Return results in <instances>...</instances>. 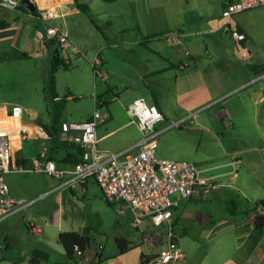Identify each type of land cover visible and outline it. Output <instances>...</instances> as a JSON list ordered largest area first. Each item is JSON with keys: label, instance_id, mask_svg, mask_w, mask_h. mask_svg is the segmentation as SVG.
Segmentation results:
<instances>
[{"label": "rangeland", "instance_id": "rangeland-1", "mask_svg": "<svg viewBox=\"0 0 264 264\" xmlns=\"http://www.w3.org/2000/svg\"><path fill=\"white\" fill-rule=\"evenodd\" d=\"M156 1H159V13L154 28L166 35L171 34L173 39L179 38L191 50L198 63L204 62L201 64L204 78L191 84L192 97L189 102L200 99L205 103L192 114L196 113L194 115L210 123L213 119L211 112H223L227 117L219 114L216 118L228 125L215 136L212 132L189 128L186 124L190 121L189 115H183L173 126L162 130L159 127L164 126V121L157 122L156 155L177 158L179 154H189L187 160L199 163L200 161L192 157L197 149L200 157L213 162L240 159L236 171L226 175L221 186L205 194L203 199L197 200L196 210L185 211L184 206L178 208L180 214L176 229L186 261L176 264H242V260L258 241L260 231L253 222L248 221V214H230L226 206L231 198L236 200L239 207L246 205L245 200L248 203L264 200V100L259 99L260 95H264V87L261 88L262 82L248 85L250 74L247 73L246 62L251 57L241 55V49L227 37L226 25L213 31L201 30L222 20V0ZM128 4L126 0H93L91 9L81 12L79 34L76 37L78 40H75L84 57L80 55L81 59L74 61L67 69L60 67L55 74L56 91L60 100H64L61 109L58 108V100H54L46 90L48 51L46 47L40 49L31 31V24L24 22V26L8 47L7 40L4 43L0 39V43H4V47H0V103L20 104L23 107L24 121L37 123L41 119L47 120L50 114H59L73 121L81 120L94 107L92 93H99L105 84L96 77L95 88L93 70L88 61L99 44L108 43L100 49L107 69L120 72L125 63L129 67H135L134 51L130 52L129 47L142 46L128 41V50H125L126 45L121 40L140 36L136 23H141V17L130 12ZM165 7L172 12L165 10ZM232 21L243 26L252 42L264 39V4L234 13ZM192 30L199 31L191 32ZM98 40L100 42L96 43ZM23 50L27 55L22 54ZM83 62L88 65V70ZM78 63L82 66L76 69ZM107 82L111 85L113 81L109 77ZM119 87L124 88L123 85ZM253 87L256 88L254 92ZM133 89L135 88L131 86L126 93ZM68 93L71 98L65 97ZM171 106L178 111L175 102H171ZM128 129L114 134L112 138ZM226 168L221 167L218 170ZM7 173L12 175L9 180L14 183L23 177L32 178L27 173ZM7 173L4 177L8 183ZM40 175L51 177L46 173H38L36 176ZM29 201L28 212L22 210L15 214L8 220L9 224H6L9 227L0 225V243L17 240L16 247L21 249L36 246L46 248L47 257L42 258L40 264H142L141 253L150 254L161 244L160 240L152 243L148 235L155 234L158 237L163 233V226L153 225L149 220L134 222L124 203L120 209L110 204L101 189L91 183L87 192H65L60 230H87L98 245L99 256L90 263L80 255L70 259L66 253L60 254L54 249L56 243H61L57 240V227L47 226L37 218L45 213L49 215L47 211L56 208L55 194L45 198L34 197ZM203 216L207 217V224L196 223L191 227L188 225L187 217H200V220L203 219L201 221H205ZM31 218L41 227V231L31 233L27 229L26 223ZM5 233L9 235L4 237ZM116 237L128 240L124 249H120ZM10 254L8 252L6 256L9 257ZM29 261L30 257L24 255L16 263L10 259L0 260V264H28Z\"/></svg>", "mask_w": 264, "mask_h": 264}, {"label": "crops", "instance_id": "crops-1", "mask_svg": "<svg viewBox=\"0 0 264 264\" xmlns=\"http://www.w3.org/2000/svg\"><path fill=\"white\" fill-rule=\"evenodd\" d=\"M33 1L34 4H36L35 6L37 9L36 13H32L31 10L28 9L27 7L26 10L21 9L19 7V5L21 4L20 0H19L20 3L16 8H6L0 6V22L4 23V25L0 27V39H2L3 42L7 40L6 47H8L12 43V39L16 37L18 31L21 30L22 26H24V22H29L31 24V31L34 33L35 35L34 38L39 43L40 49L42 47L47 48L48 54L46 56L48 57V61H49L51 47L47 46L46 41L43 40L45 35V25L47 24V22H49L55 25L66 27L69 32L70 44L62 45L63 46L62 55L64 57V61L68 63L69 66H71L74 64V61L76 62L79 59H81L80 55L84 57V54L81 53L80 50H78V45L76 43V40H78L76 39V37L78 38V34H79L78 24H80L79 21H81L80 14L82 11L76 7L75 1L74 0H33ZM78 1L88 3L89 10L91 9V4L93 0H84V1L78 0ZM126 2H129L127 6L128 10L136 14L138 17H141L139 18L141 19V23L140 24L139 22L136 23V25L139 28L140 36L131 40L125 38L122 39L121 41L126 45V47H124L125 50H128L126 49L128 46L127 45L128 41H132L133 43L140 45L142 47H138V48L129 47L130 52L134 51L133 53L135 56L133 58L135 60L134 63H136L135 67L132 66L129 67L128 63H125L122 65L120 72L119 70L117 71L116 69L112 70L110 68L108 69L106 68L104 56L100 55V49L102 48L103 44H99V46H97L96 48L97 51L93 54V55H95L96 53L99 54V56L102 59V65L106 72V77L104 79L98 77L100 78V81L105 83L103 88L99 91V93L96 92L92 93L94 99L93 104L95 103V99H96V101H99V103L105 105L107 110L106 113L104 114L102 121H100L96 126V135L98 138L97 146L100 148H108L113 151H122L128 147H132L138 142L140 137V131L134 123L130 122V117L125 110V106L133 98L139 95L144 96L149 103H154L161 110L163 119L160 121H164L165 123L164 126L159 127V129L161 130L173 126L174 123L178 122L183 115L186 116L189 115L190 121L186 123L187 126L191 129L200 132L201 131L212 132L213 135L216 136V133L218 131H221L222 129H226L228 125H225V123H223L221 120L219 122L218 118H216L219 114H222L227 117L226 113L215 112L213 114V112H211L213 119L211 120L210 123H207L204 121L203 118L194 115L196 113L192 114L194 110L198 109L205 103V101H201L200 99H195L189 102V100L192 97L190 90L191 84L198 81V79L201 80L202 78H204V74H203L204 71L201 70V64L202 63L204 64V62L198 63L195 60L194 56L192 55L191 50L186 46V44L180 42L179 38L173 39L174 37L171 34L166 35L165 32H161V31L159 32L157 28H154L158 20L157 15L159 11L157 10L158 9L157 4L159 5V1L126 0ZM45 6L47 7L54 6V8L59 9V11L55 15L49 17L47 20L43 19L40 15V11L38 10V7H45ZM222 6H223V0L220 3V10ZM165 10L168 11L166 7ZM168 12H172V10L169 9ZM221 21L215 25L203 28L201 30H212V31L216 30L224 26L221 24ZM234 23H236L245 32L246 37L240 41H235L232 38H230L226 27L225 30L227 37L230 40H232V42H234L237 48L241 49L242 51L241 55L243 57H248V56L251 57V59L246 62L247 73L250 74L249 78L247 79L248 85H254L255 82L258 83L262 82L261 83V88H262L264 87V39H261L257 42H252L251 39H249V36H247L248 32L245 31L243 26L241 24H238V22H234ZM196 31L199 30H192L191 32H196ZM90 35L98 36L93 34ZM99 42L100 41L98 40L96 43ZM4 43H0V47H4ZM111 43H116V42H111ZM106 45H108V43L107 44L104 43L103 46ZM23 52L26 51L23 50ZM83 64L87 66V70H88L89 69L88 65H86L85 62H83ZM81 66L82 64L78 63L76 64L75 67L76 69H78ZM63 69H67V67ZM47 73H48V66H47ZM115 76H117L118 78H115ZM109 77L110 80L113 81L111 85L107 82ZM96 79L97 78L94 76L95 88L97 87ZM72 85L75 86L74 83ZM119 85H123L124 88L121 89ZM133 85H137V86L134 87ZM131 86L135 89H133L130 93L129 92L126 93L131 88ZM55 87H56V79H55ZM111 87H116V88L111 89ZM252 90L254 92L256 91V88L253 87ZM123 93L124 95H122ZM98 95L101 96L97 97ZM65 97L71 98V94L68 93ZM59 99L60 97L57 93V96L54 97V100H59ZM182 99L185 100L182 101ZM259 99L264 100V95H260ZM171 102H175L178 111L173 110L171 106ZM1 104H7V103H0V105ZM91 112L85 114L81 118V120L89 118ZM53 116H54L53 114H50L47 120L41 119L37 123L33 121L23 120L24 122H27L29 129L31 131H34L35 135H32L24 139L25 142L23 140L22 143L19 144L20 147L14 153L15 158L16 157L25 158L26 159L25 161H27L30 156L37 154L43 146H47L48 135L46 131L42 128L41 123L51 122L53 120ZM60 119L62 121L63 120L73 121V120H69L67 117L64 116H60ZM127 128H129L127 132L125 131L124 133H119L118 135L114 136V138H112L114 134L122 130H125ZM181 129L183 128H180V130ZM37 131L38 134L36 133ZM71 141L72 140L70 133L60 131L59 141L54 149L55 156L59 157L66 150H68L69 147L66 145H68ZM197 145L199 147V141L197 142ZM135 148L136 147H133V149ZM195 151L196 152L193 153L194 156L192 157H194L193 159H195L196 161H200V162L199 163H196L195 161L192 162L202 169L203 174L214 175L215 179L219 181L221 185L223 184V178H225L226 175L232 174L233 172L236 171V170L233 172L231 171L232 169L229 164L230 160L213 162L211 160H208V158L206 159L200 157L198 153L199 151L197 149H195ZM187 155L189 154H179L177 158L176 157L174 158H176L175 160L178 161L182 159H188L186 158L189 157ZM167 158H171V157H167ZM55 163L58 166L68 165V164L59 163L57 161H55ZM221 167H227V168L218 170ZM11 172H19L26 174V172H21V171H11ZM38 173H44V172L27 173L30 174L32 178L23 177L20 179L19 182L16 183L9 180V178H11L12 175L7 173L6 177L8 176V180H9L8 182L9 191L12 195L23 197L27 200L33 199L34 197H38V196L40 197L43 194H44V196H42L43 198L50 196L51 194H55L56 204H57L56 208L47 211L49 215L45 213V215H38L37 218L44 221L45 225L47 226L49 225H52L54 227L56 226L57 234H58L61 231L60 226L62 224L63 200H64L65 192L66 191L74 192L76 190L87 192L89 185L91 183H94L97 186L98 184L92 177H88L81 183L72 184L70 186H60L61 180L59 178L53 177L51 175H50L51 177H46L43 175L36 176ZM14 185L17 186L15 187ZM210 191L201 192L196 196L181 199V201L174 207L173 223L177 237H178V231L176 229V222L180 214L178 212V208L180 206H184L185 211L196 210L197 200L199 201L203 199V196ZM54 201L55 200H53V202ZM240 201L243 202L242 199H240ZM225 204L227 205V201ZM124 206L129 213L128 207L126 205ZM245 206L242 205V207L241 206L239 207V205L235 203L233 204V206H231L232 207L231 211H233V213L229 210L228 211L230 214L243 216L246 214L242 213L241 210L245 209ZM27 208L28 207H25L8 215L6 218L0 221V225L2 226L4 224L5 225L9 224L10 221L8 222V220L10 218H12L15 214H17L22 210H26V212H28ZM239 208L241 210H238ZM226 209H228L227 206ZM255 213L256 211H251L248 213L249 222L254 223ZM211 217L212 216H210V219ZM203 218L205 221H201L203 219L200 220V217L194 219L193 217H187L188 225L191 227L196 223L201 225L207 224L206 222L207 217L203 216ZM26 224H27L26 225L27 229L31 233L33 232L36 233L42 230L41 227L36 224L33 218L29 219L28 223ZM257 229L260 231L258 241L253 245L250 252L242 260V264H264V243L262 240V228L257 227ZM8 235H9L8 233H5L4 237H7ZM148 238L154 244L158 240L155 234L153 235L149 234ZM90 242L95 243L97 248L96 253L93 255L92 258L93 260L96 257L97 252L99 251H98L97 243L95 241H90ZM16 246H17V240H14L12 243L7 242L6 240L3 241V243H0V251L3 250L0 252L1 253L0 260L11 259L16 263L18 259H22L24 255L31 257L34 252H37L38 257L41 260L42 258L45 259L48 254L46 248L42 249L36 246L30 249H21L20 247H16ZM50 247L53 248L51 245ZM54 249L57 250L60 254H65V250L61 243L59 244L56 243ZM8 252L11 253L9 257L6 256ZM78 255L82 256V254H78ZM185 261L186 260H184L183 262ZM57 264H63V262H57Z\"/></svg>", "mask_w": 264, "mask_h": 264}, {"label": "built area", "instance_id": "built-area-1", "mask_svg": "<svg viewBox=\"0 0 264 264\" xmlns=\"http://www.w3.org/2000/svg\"><path fill=\"white\" fill-rule=\"evenodd\" d=\"M33 1V0H32ZM34 2V1H33ZM19 0H0V6L16 8ZM264 4V0H223L221 8L222 25H226L230 38L240 41L245 32L234 22V13ZM36 6V4H35ZM43 19L55 15L51 7H38ZM55 39L62 45L70 44L66 27L47 22L45 41ZM95 77L105 78L106 72L98 53L89 60ZM125 110L140 131L138 142L122 151H113L97 146L96 126L102 121L106 107L99 101L94 103L89 118L60 123L61 130L71 134V140L81 148L80 157L72 164L58 166L47 158V146L28 158L16 161L15 151L22 141L32 135L27 122L22 119L23 107L18 103L0 105V221L8 215L27 207L31 202L14 196L4 174L10 171L26 173L44 172L59 178L60 186L81 183L92 177L106 200L120 209L124 203L134 222L149 220L156 226H163V233L157 239L161 244L155 254L142 264H176L185 260L176 232L173 230V209L180 199L210 191L221 185L214 175H205L202 169L187 159L175 160L157 156L156 123L163 119L161 110L149 103L144 96L133 98ZM38 134V131L36 132ZM133 147H136L133 149ZM240 159H230L231 171L237 169ZM44 196L41 195L40 197ZM255 215L264 217V206H258ZM264 243V223L262 227ZM80 254V250L76 248Z\"/></svg>", "mask_w": 264, "mask_h": 264}, {"label": "trees", "instance_id": "trees-1", "mask_svg": "<svg viewBox=\"0 0 264 264\" xmlns=\"http://www.w3.org/2000/svg\"><path fill=\"white\" fill-rule=\"evenodd\" d=\"M76 7L81 10V11H86L88 12L89 10V5L86 2H80L78 0H74ZM19 7L21 9L26 10L27 8L20 4ZM32 13H36L37 9L36 7L31 10ZM4 23L0 22V27L3 26ZM46 45L51 47L50 51V58H49V64H48V73H47V82H46V90L49 94H51L53 97L57 96L56 92V87H55V72L60 68H66L69 66L68 63L64 61V57L62 55L63 51V46L60 44L58 41L55 39H49L46 41ZM23 55H27L26 52L22 53ZM101 95H98L97 97H100ZM63 99L58 100V108L61 109L63 106ZM107 102V101H105ZM61 119L59 114H54L53 120L51 122H42L41 126L42 128L46 131L48 137H47V151L46 155L47 158H51L54 161H57L62 164H72L76 160L79 159L80 153H81V148L74 144L73 141H71L68 145L69 149L66 150L61 156L56 157L54 154V149L59 141V132L62 131L60 127ZM65 145V144H63ZM25 158H20L16 157V161H25ZM246 206L245 209H242L241 212L244 214H248L251 211H256L257 207L259 204H264V200L261 199L259 201L253 202V203H248L247 200H245ZM110 203V202H109ZM236 203L235 199H231L229 204H228V210L231 211L233 204ZM111 204V203H110ZM233 213V211H231ZM240 212V213H241ZM255 226L262 228L263 223H264V217L255 215ZM173 230L175 231L174 228V223L172 225ZM58 240L61 242L65 253L68 258H74L78 254L76 253V248L80 250V254L83 253L85 248L89 245L90 241H95L94 238H92L87 230H64L60 231L58 233ZM116 241L118 242V245L120 249H124L127 244L128 240L123 238V237H116ZM155 252H152L150 254H146L144 252L141 253V263L144 261H148L151 257H153ZM96 256H99V252H97ZM40 259L38 257L37 252H34L33 255L30 257V261L28 264H40ZM93 261V260H92ZM91 261V262H92Z\"/></svg>", "mask_w": 264, "mask_h": 264}, {"label": "water", "instance_id": "water-1", "mask_svg": "<svg viewBox=\"0 0 264 264\" xmlns=\"http://www.w3.org/2000/svg\"><path fill=\"white\" fill-rule=\"evenodd\" d=\"M20 2L30 10H33L35 8V4L32 0H20ZM96 251H97L96 244L90 242L89 245L86 247L85 251L82 253V257H84V260L87 263H90Z\"/></svg>", "mask_w": 264, "mask_h": 264}, {"label": "bare ground", "instance_id": "bare-ground-1", "mask_svg": "<svg viewBox=\"0 0 264 264\" xmlns=\"http://www.w3.org/2000/svg\"><path fill=\"white\" fill-rule=\"evenodd\" d=\"M45 7H47V6H45ZM52 8H53L54 13H57L59 11V9L54 8V6H52Z\"/></svg>", "mask_w": 264, "mask_h": 264}]
</instances>
